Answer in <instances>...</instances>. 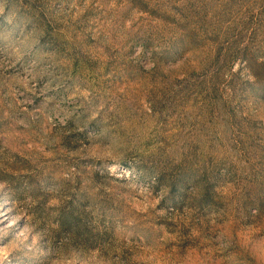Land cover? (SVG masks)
<instances>
[{
    "label": "rangeland",
    "instance_id": "374dc122",
    "mask_svg": "<svg viewBox=\"0 0 264 264\" xmlns=\"http://www.w3.org/2000/svg\"><path fill=\"white\" fill-rule=\"evenodd\" d=\"M0 264H264V0H0Z\"/></svg>",
    "mask_w": 264,
    "mask_h": 264
}]
</instances>
